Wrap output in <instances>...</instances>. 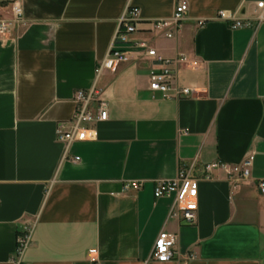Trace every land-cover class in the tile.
Segmentation results:
<instances>
[{
	"label": "crops",
	"instance_id": "0c3cea01",
	"mask_svg": "<svg viewBox=\"0 0 264 264\" xmlns=\"http://www.w3.org/2000/svg\"><path fill=\"white\" fill-rule=\"evenodd\" d=\"M10 1L0 0L3 19ZM16 1L25 25L0 35V264H13L25 220L34 226L22 264H264L256 185L264 179V21L231 29L216 18L218 10L242 17L264 0H186L172 39L149 23L171 18L177 0ZM127 7L140 13L130 40L192 62L174 79L192 93L151 90V60L129 45L130 60L96 78ZM93 86L107 119L64 156L56 125L71 118L75 91ZM250 153L248 180L232 184L223 169L203 177L205 163H240ZM192 163L198 209L188 224L170 214L173 197L153 189ZM131 180L142 185L123 190ZM161 230L177 233V254L165 262L151 258Z\"/></svg>",
	"mask_w": 264,
	"mask_h": 264
},
{
	"label": "built area",
	"instance_id": "2783aa9c",
	"mask_svg": "<svg viewBox=\"0 0 264 264\" xmlns=\"http://www.w3.org/2000/svg\"><path fill=\"white\" fill-rule=\"evenodd\" d=\"M11 16L9 19L0 17V35L8 34L11 30L23 27L22 11L16 0L10 1ZM188 4L186 0H177L174 6L171 18L165 20L151 21L149 24L151 31L162 34L166 39L174 38L183 27ZM243 16H236V12L218 10L216 12L217 20L227 22L231 29H238L251 26L252 21L260 23L264 21V2H256L251 9H243ZM140 13L137 8H125L119 19L117 29L112 38L109 50L95 69V76L98 78L103 71L115 73L121 63L130 60L128 53L124 50L126 45L136 50H140L144 57L151 60V69L149 71V88L160 91L164 96H169L173 92L174 97L185 96L193 92L190 87H178L174 84L177 71L186 64H192L182 53L168 58L157 52L156 48L146 40H130V36L138 32V23ZM202 21L197 22L201 27ZM75 109L70 119L59 121L56 125V140L63 145L64 156L69 155L70 144L74 141L89 140L95 138V129L93 124L107 119V103L100 97V89L95 86L89 89H78L73 96ZM73 161H78L79 157L74 156ZM253 154L246 155L240 163L227 164L219 160L205 163L203 165L206 179L211 178L214 170L223 169L228 180L236 184L242 180H248L250 177V166ZM194 164L179 165L176 175L172 178L156 179L154 181L153 194L155 197L172 196L171 215L181 218L188 224H192L197 218L198 209V180L199 177L194 174ZM142 185L141 180H131L125 183L123 190L131 188L138 189ZM258 190L264 194V179L256 182ZM34 221L25 220L17 230L16 246L14 251L13 264H22V254L25 248L31 243V234ZM177 242V233L161 230L155 237L151 258L158 262H165L172 259L177 252L174 246ZM91 253L95 249L90 250ZM194 256H190L193 258Z\"/></svg>",
	"mask_w": 264,
	"mask_h": 264
},
{
	"label": "rangeland",
	"instance_id": "374dc122",
	"mask_svg": "<svg viewBox=\"0 0 264 264\" xmlns=\"http://www.w3.org/2000/svg\"><path fill=\"white\" fill-rule=\"evenodd\" d=\"M5 19H9V18H5Z\"/></svg>",
	"mask_w": 264,
	"mask_h": 264
},
{
	"label": "trees",
	"instance_id": "16d2710c",
	"mask_svg": "<svg viewBox=\"0 0 264 264\" xmlns=\"http://www.w3.org/2000/svg\"><path fill=\"white\" fill-rule=\"evenodd\" d=\"M2 4H5V3H2Z\"/></svg>",
	"mask_w": 264,
	"mask_h": 264
}]
</instances>
